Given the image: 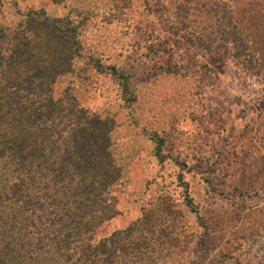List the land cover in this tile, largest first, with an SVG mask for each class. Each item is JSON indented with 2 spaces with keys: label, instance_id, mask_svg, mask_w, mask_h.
I'll use <instances>...</instances> for the list:
<instances>
[{
  "label": "rangeland",
  "instance_id": "rangeland-1",
  "mask_svg": "<svg viewBox=\"0 0 264 264\" xmlns=\"http://www.w3.org/2000/svg\"><path fill=\"white\" fill-rule=\"evenodd\" d=\"M177 6L0 0V27L12 29L28 10L76 26L80 51L54 94L67 90L112 120L120 172L111 188L116 214L94 239L162 201L171 248L155 254L165 264H264V85L230 52L207 50L195 28L200 13Z\"/></svg>",
  "mask_w": 264,
  "mask_h": 264
},
{
  "label": "trees",
  "instance_id": "trees-1",
  "mask_svg": "<svg viewBox=\"0 0 264 264\" xmlns=\"http://www.w3.org/2000/svg\"><path fill=\"white\" fill-rule=\"evenodd\" d=\"M181 1L177 12L200 13L195 28L207 35L205 48L230 52L264 85V0ZM79 43L76 26L41 10L0 27V264H165L155 253L171 248L160 217L171 213L168 203L94 239L116 214L111 188L120 172L112 120L82 108L67 90L54 94Z\"/></svg>",
  "mask_w": 264,
  "mask_h": 264
}]
</instances>
